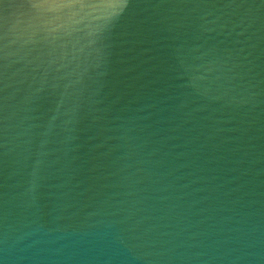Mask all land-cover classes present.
Instances as JSON below:
<instances>
[{
	"label": "water",
	"instance_id": "water-1",
	"mask_svg": "<svg viewBox=\"0 0 264 264\" xmlns=\"http://www.w3.org/2000/svg\"><path fill=\"white\" fill-rule=\"evenodd\" d=\"M0 264H264V0H0Z\"/></svg>",
	"mask_w": 264,
	"mask_h": 264
}]
</instances>
